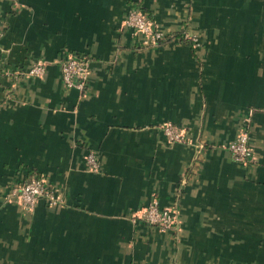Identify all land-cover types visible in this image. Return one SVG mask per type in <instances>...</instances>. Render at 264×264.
I'll return each mask as SVG.
<instances>
[{
    "label": "crops",
    "instance_id": "crops-1",
    "mask_svg": "<svg viewBox=\"0 0 264 264\" xmlns=\"http://www.w3.org/2000/svg\"><path fill=\"white\" fill-rule=\"evenodd\" d=\"M134 5L166 39L123 26ZM66 51L90 56L82 90ZM34 175L59 201L25 211ZM152 199L173 230L136 216ZM0 264H264V0H0Z\"/></svg>",
    "mask_w": 264,
    "mask_h": 264
},
{
    "label": "built area",
    "instance_id": "built-area-1",
    "mask_svg": "<svg viewBox=\"0 0 264 264\" xmlns=\"http://www.w3.org/2000/svg\"><path fill=\"white\" fill-rule=\"evenodd\" d=\"M123 26L143 33L146 44L157 43L158 39L163 37V33L154 26L153 20L136 5L130 7L123 19ZM89 62L90 58L86 55L66 51L60 61L64 84L67 87L84 89L89 74ZM44 71L45 62L36 60L23 73L29 76H42ZM164 132L170 140L184 139L183 134L172 124L165 125ZM227 147L234 160L242 164H247L252 159L253 147L246 129L240 130ZM85 159L90 170L99 169L100 163L94 151H88ZM13 193L25 211H31L40 198H45L51 204L59 201L57 187L40 175L22 181L13 188ZM136 216L160 230H173L177 223L178 212L171 206H160L156 199H152Z\"/></svg>",
    "mask_w": 264,
    "mask_h": 264
},
{
    "label": "trees",
    "instance_id": "trees-1",
    "mask_svg": "<svg viewBox=\"0 0 264 264\" xmlns=\"http://www.w3.org/2000/svg\"><path fill=\"white\" fill-rule=\"evenodd\" d=\"M136 6H138V5H136ZM139 7V6H138ZM144 11V10H143ZM146 12V11H145ZM148 15V14H147ZM149 16V15H148ZM149 18L151 19V20H153L150 16H149ZM131 29V28H130ZM132 31H134L133 29H131ZM134 32H138V31H134ZM164 39H166V35H163V37L162 38H160V39H158V41L157 42H160V41H162V40H164ZM182 39H184V40H186L187 41V39L186 38H183L182 37ZM72 52H74V51H72ZM75 53H77V54H83V55H86V56H88L89 58H90V56L87 54V53H85V52H75Z\"/></svg>",
    "mask_w": 264,
    "mask_h": 264
}]
</instances>
